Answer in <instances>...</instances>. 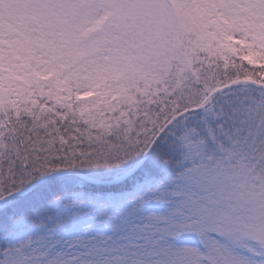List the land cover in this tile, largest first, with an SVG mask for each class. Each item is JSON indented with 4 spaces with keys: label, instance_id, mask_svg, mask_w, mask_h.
Wrapping results in <instances>:
<instances>
[{
    "label": "snow or ice",
    "instance_id": "obj_1",
    "mask_svg": "<svg viewBox=\"0 0 264 264\" xmlns=\"http://www.w3.org/2000/svg\"><path fill=\"white\" fill-rule=\"evenodd\" d=\"M0 264H264V0H0Z\"/></svg>",
    "mask_w": 264,
    "mask_h": 264
}]
</instances>
